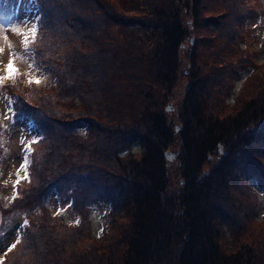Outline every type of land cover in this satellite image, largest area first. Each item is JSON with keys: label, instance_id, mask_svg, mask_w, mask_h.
I'll return each instance as SVG.
<instances>
[{"label": "trees", "instance_id": "trees-1", "mask_svg": "<svg viewBox=\"0 0 264 264\" xmlns=\"http://www.w3.org/2000/svg\"><path fill=\"white\" fill-rule=\"evenodd\" d=\"M43 1L52 33L68 27L75 35L61 43L51 39L42 44V53L51 54L55 66L51 76L57 81L56 93L44 90L54 85L51 82L35 98L46 112L37 110L41 104L32 103L33 91L15 92L18 106L38 111L45 125L35 143L41 145L32 157L34 168L28 167V187H20L24 192L20 202L24 208L44 206L45 210L32 223L33 232L21 229L23 239L5 264H59L61 260L64 264H264V237L232 245L239 239L227 228L232 192L239 194V189L251 186L249 182L237 185L235 172L241 174L244 155L264 157L263 147H251L264 141V130L256 128L264 120V100L227 121L215 118L205 99L210 96L209 81L216 80L219 90L226 89L225 68L231 63L224 68L201 66L203 32L216 38L208 47L215 50L225 41L228 49L241 37L245 14L252 12L250 0H133L136 6L119 13L100 0ZM115 27L129 30L128 36L112 35ZM77 40L78 45L93 42L96 48L64 50ZM179 85L180 110L168 118L163 106L177 98L173 89ZM81 96H85L81 110L57 108L59 100L78 101ZM98 116L108 128L96 124ZM175 124L180 126L176 131ZM80 125L88 135H80ZM133 141L141 145L139 157L120 155ZM219 145L224 146L227 159L219 155ZM171 148L181 150L177 162L164 157ZM118 184L121 189H116ZM258 185L264 190V184ZM66 186L74 188L71 194L81 203L96 199L95 193L113 197L114 223L121 213L127 220L120 237L103 245L109 253L103 251L98 263L87 257L71 263L75 256L65 251L71 238L87 237L86 228L80 225L70 236L44 218H54L46 208L48 198L56 199ZM8 198H0V207L4 203L2 207L12 208L15 202ZM243 200L241 196L239 203ZM3 225L0 216V230ZM110 231L95 243L109 240ZM29 237L40 243L42 259L38 254L28 257L33 247ZM117 254H123L118 257L121 261Z\"/></svg>", "mask_w": 264, "mask_h": 264}, {"label": "rangeland", "instance_id": "rangeland-1", "mask_svg": "<svg viewBox=\"0 0 264 264\" xmlns=\"http://www.w3.org/2000/svg\"><path fill=\"white\" fill-rule=\"evenodd\" d=\"M100 1L103 6L112 5L113 9L118 13L136 6L133 0ZM48 2L49 0L47 1V4ZM44 4L43 0H35V4H33L30 0H6L3 5L0 3V25H3L4 28L7 29V31L0 29V48L4 49L3 52H0V75L4 74V65L7 64L10 57L14 60V71L18 70L14 79L7 81L5 83L6 85L3 84L4 86L0 85V181L4 184L0 183V187H3L5 190L3 193H0V198L6 199V197H10L8 199L12 200L13 203L15 202L12 208L2 207L4 203H2L0 207V211L6 209L3 213H0V216H3L4 218V225L0 230V264H5L7 256L13 257V251L15 252V249L17 251V247L23 239V237L20 238L19 235L21 229L24 230V227L22 226L23 223L27 222V225H25L26 232H33L34 225L32 223L37 222L36 219H40L41 211L45 210L44 206H40L38 208H35V206L24 208L22 202H20V199H22L24 194L22 189H27L29 177L27 179H22L21 182L14 187L17 179V171L20 169L21 164L24 163L25 156L28 158V163L26 165L27 173L29 165L34 168V159H32V157H36L39 154V145L41 144L38 142V145H35V143H31V141H35L37 135L41 133L40 131L44 129L45 125L42 123L41 117L37 116L38 111H34L32 109L26 110V118L21 122H17L15 120H5L4 114L8 111V101L12 100L8 89L13 87V89H16L18 94L21 95L27 94V91H33L30 95V99H32V103L36 105L41 104L35 99L41 92L39 89L45 87L48 83H51V81L54 85L44 90L50 93H56L57 81L51 78L50 73L48 74V68H42V70L36 71V77H42V82L39 85L34 83L28 84L26 82L28 80V76L24 74L30 72L28 68L29 64H33L34 69L35 65H37V56L39 55V51L34 47L41 48L45 41L48 40V42H51V39L52 43H61L64 40H67V38L75 35L74 31L68 30V27H65L63 31L53 34L48 28L49 17L46 13H43V22L37 25L35 10L38 9L43 11ZM248 8L252 9V12H247L245 14L244 22L241 28V30H243V34L241 35L243 38L244 35L252 36L254 38V47L250 48V52H248L247 48V50L245 49L243 41L240 42V45H231L228 49L224 48L226 45L225 41L222 42L223 44L219 45V47L215 50L208 47L213 44L212 40H216L214 36L211 37V32L209 31H204V36L201 39V44L203 45V48L201 47L202 67L208 68L211 65L212 67L214 65L225 67V63H236L234 67L239 65V67L242 68L238 79L236 78L233 84H231L234 78L233 76L230 77V80L227 79L226 89L219 90L217 86L219 85V82L216 80L209 81L208 91L210 96H205V99L207 102H210L208 105L211 106V112L214 117L217 119L223 118L224 121L231 119L234 114L241 109L247 107L251 108L252 105L258 104L260 101L264 100V48H259V40L263 39L261 36H264V0H250ZM1 9H3L2 12ZM141 9L145 10V6L142 5ZM128 15H130V13H128ZM33 23L37 25V33L34 39L29 40L28 47L26 49L23 42V36L19 33L11 31V29L13 27H17L20 28L22 32L27 34ZM73 26L76 28L78 27L76 23H73ZM60 32H63L64 36L59 34ZM119 33H124L128 36L129 30L119 29L116 27L113 28L112 35H118ZM5 35L8 37L7 42H5L3 38ZM189 39L193 41L192 36L189 37ZM185 44L188 47V43L186 42ZM194 44L195 43L193 41V45ZM75 46H78L77 49L80 48L82 51H86L90 47H92L93 50L96 48V45H93V42L86 43L85 41H82L80 45H78L77 40L76 43L66 45L64 50L68 51ZM194 49L195 47H192L189 51ZM46 54H48L51 58V54L49 52H46ZM43 59V64L45 66H49L53 62V60L47 58ZM54 67L55 66H52L50 68V72L53 71ZM182 82L184 83L187 81L183 80ZM59 90L61 91V88H58V91ZM120 90L126 91L124 87H120ZM173 91L176 93L177 98L172 97L171 101H169L170 111L167 114L168 118L175 114L177 115L176 112H179L180 110L179 95L183 91L182 87L179 85L174 88ZM83 106H85V96H81L78 101L59 100L57 108L61 109L73 107L78 111L81 110ZM165 106L166 105L163 106V109ZM18 108L20 107L18 106ZM36 108L39 111H47L46 107L42 104L41 107ZM26 113L30 115L27 116ZM90 113L89 116H94L93 112ZM33 116H37V124L34 122L32 118ZM263 122L264 120L259 124ZM30 124L32 125L31 128H29ZM96 124H98V126L102 125L108 128V125L100 117ZM174 126L175 129L178 128V125L175 124ZM78 131L81 136L88 135L87 129L84 127H80ZM44 145L45 142L42 144V149ZM258 146L264 148V143L253 142L251 145L253 149ZM29 147L31 149L30 152L28 151ZM139 149L140 147H134V145L129 146L126 149H122L120 154L125 157L128 155V152H131L136 154V157H139L138 154L142 151V149ZM174 149L177 150V148ZM218 149L225 157L224 159H227L228 154L225 153L224 146L219 145ZM244 157L253 158L256 164V173L264 171V157L260 155L259 157L255 155L248 156L247 154L244 155ZM179 159L180 153L176 155L174 162H177ZM224 159H222V161ZM20 175L22 177L23 172H20ZM242 184L245 185V182H242ZM232 185L233 184L230 183V189L233 188ZM20 187H22V189ZM68 187L70 186H66L64 190L71 193V191L68 190ZM121 188V185H116V189ZM247 189L248 187L245 189H239V194L232 192L230 199V205L232 208L229 211L230 216L228 219L231 221L227 222V228L231 233L234 232L232 234L234 237L239 239V241L234 242L232 245L244 242L248 238L258 241L264 237V190L262 189L259 191L260 189L256 188L254 185L250 188V192H248ZM55 195L57 194L55 193ZM70 195L72 194L63 196L62 193L56 200L52 198L53 196L49 197L46 208L53 214L54 218H51L49 215L44 216V218L47 217L50 221L56 223L57 226L67 231L70 236L76 234L77 230L80 229V224H82L84 229L86 228L87 230V237L77 236L71 238L70 241L72 244L70 246H66L65 251L67 255L75 256L74 259H71V263H73V260L79 262L83 257L94 259L98 263L102 261L103 251H105V253H109L106 249L102 250V248L105 247L103 245H107V243L120 237L127 220L124 218L123 213H121L118 215V219L114 223L112 218L113 214L111 213V209H113L111 200L109 204L107 201L95 199L92 202H87L84 205H81L79 209H76L72 205H68ZM103 196L105 195L95 193L93 198H102ZM241 196L245 197V200H243L240 204L239 200H241ZM252 202H254V206L252 205ZM42 204L43 203L40 202L35 205ZM79 205L80 204H77V206ZM28 214L31 215V219L26 221ZM31 224L32 226L30 228ZM109 230H111L110 232L112 233L108 236L109 240H106L104 243H95V241L103 238ZM17 238H19V243L16 244L14 249L8 251V248L13 243H16ZM29 239L31 242L30 244L34 248L32 247V251L28 253V257L33 259L38 254L39 258L42 259L43 257L41 255L43 249L40 248V243L36 241L34 237H29ZM48 253L50 257V253H53V251L50 249ZM122 255L123 254H117L116 259H118L119 256L122 258ZM118 260L121 261V259ZM59 264H64V262L61 260V263Z\"/></svg>", "mask_w": 264, "mask_h": 264}, {"label": "snow or ice", "instance_id": "snow-or-ice-1", "mask_svg": "<svg viewBox=\"0 0 264 264\" xmlns=\"http://www.w3.org/2000/svg\"><path fill=\"white\" fill-rule=\"evenodd\" d=\"M31 2L33 4H35V0H31ZM0 29H4V31H7L6 28H4L3 25H0ZM11 31L19 33L21 36H23V42H24V46L27 49L28 47V43L30 39H34L37 33V25L35 23L32 24L31 28L28 30V33L25 34L24 32L21 31L20 28L17 27H13L11 29ZM5 42H7L8 37L5 35L4 37ZM4 49L0 48V52H3ZM14 65V60L12 57L9 58L8 62L6 65H4L3 68V75H0V85L5 84L7 81H9L10 79H14L15 78V74L18 73V70L14 71L13 68ZM40 65H35V69H34V65L33 64H29L28 68L30 70L29 73H25L24 75L28 76V80L26 81L28 84H36L39 85L42 82V77L41 78H37L36 77V71L40 69ZM14 103L13 100H9L8 101V111L4 114V119L5 120H15L17 122H21L25 119V112L21 111V112H16L13 110L12 108V104ZM18 103V101H17ZM32 125H29V128H31ZM36 141H31V143H35ZM23 143V141H22ZM28 151L30 152L31 149L30 147L28 148ZM28 163V158L27 156H25L24 158V163L21 164L20 169L17 171V179L15 181V185H18L22 179H27L28 178V173L26 170V165ZM20 172H23V176L21 177ZM19 243V238H17L16 243H13L9 248L8 251H11L12 249H14L16 247V244Z\"/></svg>", "mask_w": 264, "mask_h": 264}, {"label": "water", "instance_id": "water-1", "mask_svg": "<svg viewBox=\"0 0 264 264\" xmlns=\"http://www.w3.org/2000/svg\"><path fill=\"white\" fill-rule=\"evenodd\" d=\"M164 156H165L168 160H171L173 155H172L171 153H169V152H166V153H164Z\"/></svg>", "mask_w": 264, "mask_h": 264}]
</instances>
